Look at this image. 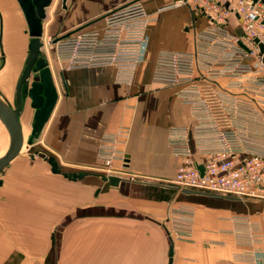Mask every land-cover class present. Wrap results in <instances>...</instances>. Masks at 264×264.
<instances>
[{
  "label": "crops",
  "instance_id": "0c3cea01",
  "mask_svg": "<svg viewBox=\"0 0 264 264\" xmlns=\"http://www.w3.org/2000/svg\"><path fill=\"white\" fill-rule=\"evenodd\" d=\"M133 1L53 0L46 9L44 34L57 37L101 30L111 10ZM141 1L154 19L147 27L142 57L131 82L117 81L114 65L69 67L52 52L47 60L56 96L37 129L35 115L43 105L36 108L32 98L23 95L19 119L23 147H27L0 173V264H34L31 258L37 264L55 243L56 224L73 208L85 214V219L87 209H95L97 236L100 226L104 231L105 212L126 209L140 214L123 222L130 231L129 239L138 235L143 257L151 258L154 250L156 264H168V236L152 219L167 226L168 207L174 200L193 204L195 219L192 234L173 237V264H264V199L188 194L174 182L184 159L173 154L169 130L187 125L193 133L203 122L181 97L182 85L153 81L154 64L159 50H193L195 33L205 29L210 19L184 2L174 4L177 0ZM0 18V48L6 49L0 67V98L15 109L20 79L16 78L17 60L28 23L18 0H0ZM231 23L230 30L240 32L234 18ZM261 77L264 72H251L246 78L227 74L194 79L220 124L234 127L248 144L258 148H264ZM34 80L31 75L29 86ZM121 129L125 133L114 140ZM199 136L194 140L202 150L205 145L199 143ZM10 143L9 131L0 119V157ZM111 146L123 152L125 163H105L102 150ZM47 155L55 156L63 171L88 174L74 180L55 173ZM194 158L202 162L205 156ZM99 174L116 175L121 181L112 185ZM249 217L261 231L250 233L245 228ZM145 264H153L152 259Z\"/></svg>",
  "mask_w": 264,
  "mask_h": 264
},
{
  "label": "built area",
  "instance_id": "2783aa9c",
  "mask_svg": "<svg viewBox=\"0 0 264 264\" xmlns=\"http://www.w3.org/2000/svg\"><path fill=\"white\" fill-rule=\"evenodd\" d=\"M180 2L208 16L210 24L195 33L193 50H159L154 64L153 81L182 85L181 97L203 122L194 127L193 133L187 125L169 130L173 154L184 159L175 181L183 188L264 199V148L248 144L234 127L222 126L194 82L196 76L217 78L229 74L246 78L251 72H264V50L260 47L264 46V0H177L174 4ZM233 18L240 32L230 30ZM153 19L143 2L135 0L111 10L101 30L53 38L49 35L48 44L55 58L69 67L114 65L117 81L131 82ZM259 80L264 83V77ZM124 133L121 129L112 138L118 140ZM196 134L200 135L199 143L205 145L202 150L196 148ZM102 151L107 164L114 160L126 162V156L114 146ZM197 155L205 159L199 162L194 158Z\"/></svg>",
  "mask_w": 264,
  "mask_h": 264
},
{
  "label": "rangeland",
  "instance_id": "374dc122",
  "mask_svg": "<svg viewBox=\"0 0 264 264\" xmlns=\"http://www.w3.org/2000/svg\"><path fill=\"white\" fill-rule=\"evenodd\" d=\"M1 20V18H0ZM44 22V21H43ZM233 27V23H229ZM29 30V28H28ZM50 34L42 35L41 40L45 42V45L41 48V54L43 56L51 55L53 50L48 44V38ZM52 38L54 37L53 35ZM32 36L29 31L25 30L23 33V49L19 52V59L17 60V77L21 76L27 60L30 56L29 42ZM54 54V53H53ZM6 49L0 48V67L5 63ZM55 56V55H54ZM24 145L23 148H26ZM30 147V146H28ZM35 153L34 150H31ZM174 182L180 188L175 180ZM251 198V197H247ZM88 217L83 218L80 210L71 209V212L59 220L56 224V240L54 245L50 248L46 257L38 260L37 264H145L146 260L152 259L153 264H156L154 250L151 258L143 257L142 249H138V246H142V241L136 236V239L130 240V231L123 222H127L128 218L139 216L140 214H134L128 212L126 209L107 211V215H104V231L98 232L94 217H96L95 209H87ZM93 213V214H90ZM112 218L118 223V225L112 224ZM195 219V207L193 204L182 201L174 200L169 204L167 214V227L171 231V236L177 237V234L184 233L190 235L193 232V225ZM246 218L248 224L245 226L250 233H254L260 230V226L252 224V221ZM245 221V222H246ZM114 237H113V233ZM81 234H84V239H81ZM133 238V236H130ZM115 238V240L113 239ZM154 249V242L152 244ZM35 264V258H31Z\"/></svg>",
  "mask_w": 264,
  "mask_h": 264
},
{
  "label": "water",
  "instance_id": "95a60500",
  "mask_svg": "<svg viewBox=\"0 0 264 264\" xmlns=\"http://www.w3.org/2000/svg\"><path fill=\"white\" fill-rule=\"evenodd\" d=\"M18 1L25 14V18L28 23L29 33L32 38L28 45L30 50V56L27 60V64L17 84L18 103L16 108L12 109L0 98V119L7 127L11 137V143L8 150L4 155L0 157V173H2L4 169L9 165L11 160L17 156L24 144L22 125L19 119V114L22 111L24 103L23 95L28 94L33 100L32 105L36 108L40 107V105H43L41 108L37 109L34 124L35 129L39 128V126L44 122L56 96L54 84L51 78L49 62L47 60V57L41 54V48L44 45V42L41 40L44 32L43 21L47 16L46 9L48 6H50L53 0ZM260 47L261 51H263V44H260ZM31 75L35 77V80L32 82L31 86H29L28 80ZM26 83H28V85L23 88ZM31 142L32 140H30V143ZM46 159L51 164V169L53 172L61 173L65 177H68L70 179H83L88 174V172L63 171L59 166L57 159L53 155H47ZM99 176L102 178V180L108 181L112 185H118L121 181V177L116 175L99 174ZM1 183L2 180L0 179V184ZM183 192L188 194H203L208 196H227L229 198H236L232 195L219 194L215 192L196 190L191 188H184ZM152 220L157 222L158 224H161L166 231L169 240L168 264H173V237L171 236L170 231L165 223L154 219Z\"/></svg>",
  "mask_w": 264,
  "mask_h": 264
},
{
  "label": "bare ground",
  "instance_id": "6f19581e",
  "mask_svg": "<svg viewBox=\"0 0 264 264\" xmlns=\"http://www.w3.org/2000/svg\"><path fill=\"white\" fill-rule=\"evenodd\" d=\"M26 66V65H25Z\"/></svg>",
  "mask_w": 264,
  "mask_h": 264
}]
</instances>
